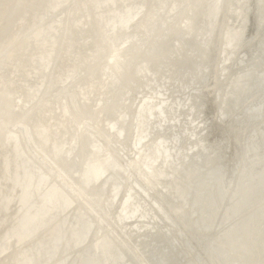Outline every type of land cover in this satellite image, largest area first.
Wrapping results in <instances>:
<instances>
[{"label": "bare ground", "instance_id": "bare-ground-1", "mask_svg": "<svg viewBox=\"0 0 264 264\" xmlns=\"http://www.w3.org/2000/svg\"><path fill=\"white\" fill-rule=\"evenodd\" d=\"M0 264H264V0H0Z\"/></svg>", "mask_w": 264, "mask_h": 264}, {"label": "water", "instance_id": "water-1", "mask_svg": "<svg viewBox=\"0 0 264 264\" xmlns=\"http://www.w3.org/2000/svg\"><path fill=\"white\" fill-rule=\"evenodd\" d=\"M181 120H183V119L181 118ZM184 120H185V121H187L188 119H187V118H185Z\"/></svg>", "mask_w": 264, "mask_h": 264}]
</instances>
